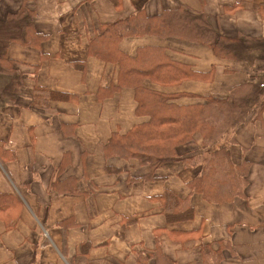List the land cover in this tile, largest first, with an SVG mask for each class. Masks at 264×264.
<instances>
[{
    "label": "crops",
    "instance_id": "obj_1",
    "mask_svg": "<svg viewBox=\"0 0 264 264\" xmlns=\"http://www.w3.org/2000/svg\"><path fill=\"white\" fill-rule=\"evenodd\" d=\"M178 9L205 15L218 34L264 39V0H0L1 22L29 11L35 31L46 36L36 46L11 42L6 50L24 85L14 100H0V196L8 195L0 207V264H264V111L261 121L251 112L234 132L231 160L250 163L249 185L244 197L224 203L189 194L199 162L152 172L133 156L102 151L113 136L149 118L136 114L131 87L107 91L117 88L118 65L90 56L88 39L139 11L150 17ZM117 47L131 57L161 48L169 60L203 74L144 82L183 95L176 104L223 99L264 75L263 59H222L173 36L125 37ZM6 82L0 74V88ZM36 87L61 97L40 109L32 103ZM176 151L181 158L207 153L199 133ZM165 190L188 198L190 220H166L157 200Z\"/></svg>",
    "mask_w": 264,
    "mask_h": 264
},
{
    "label": "trees",
    "instance_id": "obj_2",
    "mask_svg": "<svg viewBox=\"0 0 264 264\" xmlns=\"http://www.w3.org/2000/svg\"><path fill=\"white\" fill-rule=\"evenodd\" d=\"M33 14L24 11L0 21V74L7 82L0 91V100H14L24 85V75L8 59L6 50L11 42L23 46H36L46 36L35 31ZM155 35L173 36L209 47L222 59L253 63L264 60V39L216 33L203 14L185 9L164 11L155 16H146L139 11L125 19L100 26L88 39V53L105 63L118 65L117 88H107L112 93L121 87H131L135 93L136 114L149 118L124 136H113L102 147L106 156H133L154 172L159 166L182 162L193 167L199 161V172L186 185L189 194H199L208 203L218 204L244 197L249 185L250 163L243 160L234 164L229 146L235 142L234 130L244 123L254 111V119L261 121L264 111V75L233 88L226 98L206 97L200 103L176 104L183 95H166L144 86L147 80L172 82L201 78L203 74L169 60L161 48L139 49L133 57L120 52L118 42L125 37ZM32 103L47 109L48 103L61 97L45 88L33 90ZM106 96L107 92H101ZM191 97V96H189ZM195 133L202 138L205 156L181 158L177 147L190 141ZM0 196V207L7 203ZM162 213L168 222L190 220L194 216L188 198L181 199L170 190L158 196ZM222 247L214 253L221 255ZM208 254L207 250H202Z\"/></svg>",
    "mask_w": 264,
    "mask_h": 264
},
{
    "label": "rangeland",
    "instance_id": "obj_3",
    "mask_svg": "<svg viewBox=\"0 0 264 264\" xmlns=\"http://www.w3.org/2000/svg\"><path fill=\"white\" fill-rule=\"evenodd\" d=\"M3 86H4V85H2V86H1V88H0V91L2 90V87H3ZM237 127H238V126H237ZM236 129H237V128H236ZM236 129H235V130H236ZM235 130H234V132H235ZM234 139H235V138H234ZM207 154H208V152H207L205 155H207ZM205 155H204V156H205ZM138 161H139V160H138ZM199 161H200V159H199V158H198V159H196V162H199ZM139 162H140V161H139Z\"/></svg>",
    "mask_w": 264,
    "mask_h": 264
}]
</instances>
